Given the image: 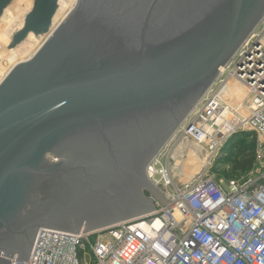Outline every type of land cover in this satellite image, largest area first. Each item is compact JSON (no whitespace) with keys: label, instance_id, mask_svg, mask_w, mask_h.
Returning <instances> with one entry per match:
<instances>
[{"label":"water","instance_id":"water-1","mask_svg":"<svg viewBox=\"0 0 264 264\" xmlns=\"http://www.w3.org/2000/svg\"><path fill=\"white\" fill-rule=\"evenodd\" d=\"M59 3L33 0L9 47ZM263 19L264 0H77L0 84V264L27 262L42 227L153 211L145 189L167 204L148 165Z\"/></svg>","mask_w":264,"mask_h":264},{"label":"built area","instance_id":"built-area-1","mask_svg":"<svg viewBox=\"0 0 264 264\" xmlns=\"http://www.w3.org/2000/svg\"><path fill=\"white\" fill-rule=\"evenodd\" d=\"M259 25L220 67L171 138L192 137L209 153L205 173L176 186L167 204L155 200L153 211L134 218L86 232V227L79 232L42 227L27 262L15 255L12 264H90V259L95 264H264V36ZM246 132L255 141L254 168L245 179L216 181L207 172L212 159L231 137ZM155 159L147 176L157 186ZM160 173L171 184L168 172Z\"/></svg>","mask_w":264,"mask_h":264},{"label":"rangeland","instance_id":"rangeland-1","mask_svg":"<svg viewBox=\"0 0 264 264\" xmlns=\"http://www.w3.org/2000/svg\"><path fill=\"white\" fill-rule=\"evenodd\" d=\"M75 1L76 0H67L66 9L65 10L59 9L58 16L63 17L64 14L67 13L66 11L71 9ZM32 7L33 5L30 8H28L26 11L23 9L22 12H20L19 17L20 16L23 17V22L25 16L32 9ZM260 24L261 25H259L260 26L259 30L264 33V21L261 22ZM15 32L11 34V38H10L11 42H12L11 39L13 38L12 36H14ZM263 33L261 35L262 37L264 36ZM10 41L9 43H11ZM41 41L42 39L39 42L40 44ZM9 43L5 46L0 42V53L2 54V55L0 54L1 78L4 77V75H6L13 68L15 64L27 60L30 54H32V52H34V50L39 46V43H37L36 45L37 47L35 46L34 49L31 50V52H27L24 57L16 56L17 54H14L16 58L11 59L6 54H4L5 56H3L2 53L3 50L6 49L8 51ZM20 46L16 47V49L19 50ZM233 88L234 87H232V90ZM170 139L167 142V144L156 155L155 157L156 159L154 158L155 161L157 160L156 180L159 181V184L156 187L164 194L166 198L169 195L174 194L176 186L182 187L185 183L195 180L200 174L205 173L206 168H208L206 167L205 162L208 159V154H209L206 150H203L202 147L199 146L192 137L185 136L179 133L177 134L176 137L171 139V141ZM230 139L226 143L225 146L226 148H224L221 153H219L216 157L212 159L211 164L209 165V169L207 170L208 174L212 176L216 181H223L224 184H226V182L231 179L241 180L247 177V175L244 172L234 170V162L232 161L233 158L231 157V153H233L232 152L233 150L231 149H232V145H236V142L232 141L231 144L227 145L231 141ZM230 150L231 152L229 156L226 153L229 152ZM221 155H223L222 158H220ZM161 171L168 172V174L170 175L169 177L172 180L171 184L169 185L165 184V180L163 179V176L160 173ZM144 193L147 197L153 198L154 201L155 200L159 201L154 195L151 194V192L148 189H145ZM90 264H95L92 259H90Z\"/></svg>","mask_w":264,"mask_h":264},{"label":"bare ground","instance_id":"bare-ground-1","mask_svg":"<svg viewBox=\"0 0 264 264\" xmlns=\"http://www.w3.org/2000/svg\"><path fill=\"white\" fill-rule=\"evenodd\" d=\"M77 1V0H76ZM75 1V3H76ZM75 3H73V6L71 7V9L74 7ZM33 5V0H14L12 2V4H10L7 9L5 10L2 19L0 21V42L2 44H4L5 46L9 43L10 38H11V34L13 32H16L18 30L21 29V27L23 26V17H19L20 12H22V10L24 9L25 11L30 8ZM60 6V10H65L67 7V0H60L59 3ZM58 9V11H59ZM69 9V8H68ZM68 10L66 11L67 13H63L64 16L59 17L58 16V11L56 13V15L54 16L53 19V24L51 26V30L49 33L44 34V35H40V36H35L34 34L30 33L29 35H27L20 43L17 44V46L10 48V44L8 46V51L3 50V56H5L4 54L8 55L11 59L16 58L14 56V54H17L16 56H21L24 57L25 54L27 52H31V50L34 49V47L37 45V43L41 41V44L39 43V46L34 50V52H32V54H30L29 58L32 57L36 51L41 47V45L50 37L51 33L58 27V25L66 18V16L68 15V13L71 11ZM2 25V26H1ZM18 28V29H17ZM15 32V33H16ZM14 33V34H15ZM13 37V36H12ZM12 40V39H11ZM11 42V41H10ZM21 45V46H20ZM20 46L19 50L16 49V47ZM1 54V53H0ZM2 55V54H1ZM20 57V58H21ZM9 58V59H10ZM19 58V59H20ZM28 58V59H29ZM8 59V60H9ZM19 63V62H18ZM16 65V64H15ZM14 65V66H15ZM13 66V67H14ZM10 72V71H9ZM8 72V73H9ZM3 73V72H2ZM8 73L6 75H4V77H0V84L2 83V81L4 80V78L8 75ZM0 76H1V71H0ZM235 86L233 88L234 94L236 95H240V88L238 87L237 83H233ZM207 153V152H206ZM195 163V162H194ZM193 163V164H194ZM196 166V165H195ZM165 179L169 180V177H165Z\"/></svg>","mask_w":264,"mask_h":264},{"label":"trees","instance_id":"trees-1","mask_svg":"<svg viewBox=\"0 0 264 264\" xmlns=\"http://www.w3.org/2000/svg\"><path fill=\"white\" fill-rule=\"evenodd\" d=\"M227 144H231L232 141L236 142V145H232L233 150L231 153L232 161L234 162V170L244 172L246 175L255 166V141L251 138L250 133H238L235 134ZM226 148V147H225ZM231 150L226 154H230ZM227 156V155H226ZM230 156V155H229ZM223 155L220 156L222 158Z\"/></svg>","mask_w":264,"mask_h":264}]
</instances>
